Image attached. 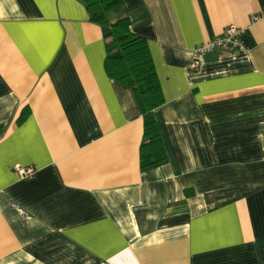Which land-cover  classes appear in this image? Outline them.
Segmentation results:
<instances>
[{
  "label": "crops",
  "instance_id": "obj_1",
  "mask_svg": "<svg viewBox=\"0 0 264 264\" xmlns=\"http://www.w3.org/2000/svg\"><path fill=\"white\" fill-rule=\"evenodd\" d=\"M105 16L147 41L168 160L141 171L140 108L82 0H0V264H264V0ZM228 24L243 47L189 69Z\"/></svg>",
  "mask_w": 264,
  "mask_h": 264
},
{
  "label": "trees",
  "instance_id": "obj_2",
  "mask_svg": "<svg viewBox=\"0 0 264 264\" xmlns=\"http://www.w3.org/2000/svg\"><path fill=\"white\" fill-rule=\"evenodd\" d=\"M90 21L98 24L105 41L104 69L106 74L131 87L143 119V135L139 148L140 169L155 168L168 160L155 118V109L164 102L161 86L154 69L147 41L130 29L128 18L109 23L106 12L122 0H82ZM27 108L16 119L21 123Z\"/></svg>",
  "mask_w": 264,
  "mask_h": 264
},
{
  "label": "built area",
  "instance_id": "obj_3",
  "mask_svg": "<svg viewBox=\"0 0 264 264\" xmlns=\"http://www.w3.org/2000/svg\"><path fill=\"white\" fill-rule=\"evenodd\" d=\"M259 18L257 15H253L251 20L254 22ZM242 29L234 24H228L225 26L220 34L215 36L212 40L203 42L192 50V59L189 64V69H196L201 62L203 55L213 52L221 51L225 53L233 52L238 48L243 47V42L241 41ZM15 172L22 178L32 176L35 173V169L32 166H23L16 164L13 166ZM15 207L24 216L22 209Z\"/></svg>",
  "mask_w": 264,
  "mask_h": 264
}]
</instances>
